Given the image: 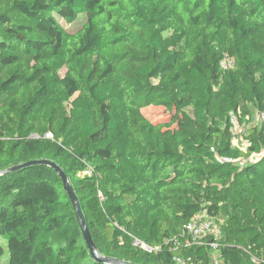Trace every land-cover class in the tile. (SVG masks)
Returning <instances> with one entry per match:
<instances>
[{
	"label": "trees",
	"instance_id": "trees-1",
	"mask_svg": "<svg viewBox=\"0 0 264 264\" xmlns=\"http://www.w3.org/2000/svg\"><path fill=\"white\" fill-rule=\"evenodd\" d=\"M81 17L74 33L61 24ZM152 106L170 120L153 124L142 113ZM231 113L246 123V147ZM257 113L264 0H0V172L28 164L0 175L6 264H106L41 161L68 177L105 258L264 264V132L248 123ZM204 209L221 222L217 249H176Z\"/></svg>",
	"mask_w": 264,
	"mask_h": 264
},
{
	"label": "built area",
	"instance_id": "built-area-1",
	"mask_svg": "<svg viewBox=\"0 0 264 264\" xmlns=\"http://www.w3.org/2000/svg\"><path fill=\"white\" fill-rule=\"evenodd\" d=\"M233 66L234 59L228 56H226L220 64L221 69L224 71L231 69ZM253 119L255 123L263 129L264 132V113L255 114ZM230 124L232 127V132L236 138L245 132L243 126L239 123L238 116L235 113L230 114ZM45 139L52 140V133H47L45 135ZM246 146L247 144L245 143L244 147ZM221 236V222L213 217L207 209H204L200 213L196 214L186 225L180 238L175 240V246L176 249H189L198 246L217 249L218 241L220 240ZM135 245H141L144 250L151 252V249L145 244L136 242ZM174 260L176 264H194L191 257H177ZM214 262L215 264L220 263L218 256L214 259ZM252 262L257 264L259 260L256 256H252Z\"/></svg>",
	"mask_w": 264,
	"mask_h": 264
},
{
	"label": "water",
	"instance_id": "water-1",
	"mask_svg": "<svg viewBox=\"0 0 264 264\" xmlns=\"http://www.w3.org/2000/svg\"><path fill=\"white\" fill-rule=\"evenodd\" d=\"M34 163H40V164L47 165V166L51 167L52 169H54L58 173V175L62 179V182H63V185H64V189L66 190V192H67V194H68V196L70 198V202H71V204L73 206L78 225H79V227L81 229V232H82L83 237H84V239L86 241V244L88 245L92 255L94 256V258L97 261H102V262H104L106 264H133V263H130V262H126V261H122V260H118V259H114V258H105V257L101 256L98 253L97 248L95 246V243H94V241L92 239L91 233L89 231V228L87 226L85 217L83 215L81 204L78 201V197L74 193V190H73V188H72V186L70 184V181H69L68 177L66 176V174L55 163H50L49 161H41V162H34ZM26 165H28V164H23V165L12 167V168H10L8 170L0 172V175L7 174L9 172L21 169V168L25 167Z\"/></svg>",
	"mask_w": 264,
	"mask_h": 264
},
{
	"label": "rangeland",
	"instance_id": "rangeland-1",
	"mask_svg": "<svg viewBox=\"0 0 264 264\" xmlns=\"http://www.w3.org/2000/svg\"><path fill=\"white\" fill-rule=\"evenodd\" d=\"M80 24H76V25H68L65 22H61V24L70 32V33H74L76 30H78L79 28H81L82 24L84 23L85 18L81 17L80 18ZM66 73V70L63 69L61 71V75L64 76ZM143 115L150 120L153 124H159V123H164V122H168L171 118V112H169L168 110H166L164 107L159 106V107H149L146 108L142 111ZM255 115V114H254ZM254 121V119L252 118V120H250L248 123L252 124ZM245 121L243 122L242 125H245ZM242 135V134H241ZM239 135L234 142H236L237 145H245V139L244 136ZM3 245H4V249H5V254L3 256V258L0 260V264H6L9 261V251H8V247H7V241L6 240H1L0 241Z\"/></svg>",
	"mask_w": 264,
	"mask_h": 264
}]
</instances>
